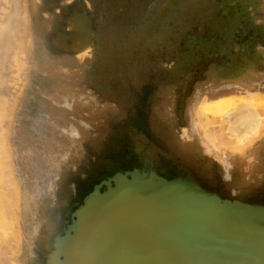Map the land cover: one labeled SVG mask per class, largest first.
<instances>
[{"label": "rangeland", "instance_id": "374dc122", "mask_svg": "<svg viewBox=\"0 0 264 264\" xmlns=\"http://www.w3.org/2000/svg\"><path fill=\"white\" fill-rule=\"evenodd\" d=\"M67 2L19 0L18 7L1 9L10 18L0 30V148L18 210V239L8 249L27 264H34L32 255L44 261L97 184L141 167L136 149L144 143L167 178L191 176L223 196L264 203V137L249 146V155L228 153L227 166L205 149L198 130L210 120L200 109L213 97L209 86L252 88L264 80V0H71L70 14L61 19L67 32L75 27V8L87 13L93 29L91 48L77 54L53 44L56 37L68 42V34L56 32L60 19L47 22L54 11L61 18ZM179 101L185 103L182 116H159L170 120L168 132L154 109ZM18 121L29 137L36 132L51 158V184L36 174L29 207L18 172L29 158L17 151Z\"/></svg>", "mask_w": 264, "mask_h": 264}, {"label": "water", "instance_id": "95a60500", "mask_svg": "<svg viewBox=\"0 0 264 264\" xmlns=\"http://www.w3.org/2000/svg\"><path fill=\"white\" fill-rule=\"evenodd\" d=\"M77 11L84 21L75 22L70 34L63 36L68 42L62 46L57 37L53 39L57 49L76 54L89 50L93 42L90 17ZM136 152L141 167L116 172L85 196L64 233L54 237L45 264H85L83 252L89 264H264V203L223 196L194 177L191 189L185 178L162 176L152 158ZM219 160L229 165L228 159ZM126 204L135 212L122 223L121 234L128 239L120 246L108 245L114 234L105 236L101 226L109 221L101 223L102 216L95 211ZM132 224L134 229L127 232ZM100 234L105 238L104 252L92 257L85 249Z\"/></svg>", "mask_w": 264, "mask_h": 264}, {"label": "bare ground", "instance_id": "6f19581e", "mask_svg": "<svg viewBox=\"0 0 264 264\" xmlns=\"http://www.w3.org/2000/svg\"><path fill=\"white\" fill-rule=\"evenodd\" d=\"M6 5L16 8L19 6V0H0V30L9 24V15H6V12L4 15V12L2 11L4 9L6 11V8H4ZM8 10L16 11L12 8ZM77 10L79 9L75 8L73 12V19L75 22L79 21L80 24V21H84V18L81 12ZM23 26L26 32L24 35H27L28 28L25 22H23ZM2 31H0V34ZM80 40H82L81 35ZM24 41H26V39L22 42ZM59 42L66 43V41L62 39H60ZM0 43L3 42L0 41ZM29 45L30 43L23 46L27 47ZM24 51L27 52L26 49H24ZM1 79L4 78L0 77V80ZM9 79L13 80L14 75L12 74L8 80ZM207 92L213 97L206 99L204 102L206 105H203L200 108L204 114L209 115L210 119L208 120L207 125L200 126L198 129L202 133L200 135L205 138V143H203L215 150L218 157L224 159H228V153L249 155L248 150L251 147V144H253L254 141H260V139L264 137V80L257 81L254 83L252 88L245 87L243 83H225L217 88L209 86ZM232 92L235 93L233 94ZM18 122L22 125H19V139L21 141L17 146V151L20 154H24L26 157H29L25 159L22 165L20 164L18 169L19 175L22 177L20 178L23 180L22 186L25 189L26 196L24 198V204L25 207H29L30 201L33 198V193H36L37 190L35 176L38 172L44 173L48 176V165L51 164V158L47 153L42 151V145L40 144L41 140L36 135V132L33 135L31 134L29 137L27 126L23 124L22 121ZM218 123L221 124L219 125ZM145 145V143L144 145L140 144L137 148L138 152L142 155H144ZM32 156L35 157L33 158L35 162L29 164L31 163L30 161H32ZM156 165L157 161L154 160L153 168L155 170ZM32 166L33 170H35L32 171L33 174L31 175L30 169ZM8 169L5 148H3V150L0 148V264H27L25 256H18V252L8 249V247L11 246V243L15 241V238L18 239V235L16 234L17 232L14 229V227H16V216L18 212V210H16L17 190L10 183L11 179L10 176H8ZM176 177L185 178V183L190 185V187L191 185L193 186L194 182H192L193 179H191V176L180 175ZM191 189H194V187H191ZM213 195L219 197L217 193H214ZM214 202L217 201H213L212 203ZM95 214L102 216L101 223L109 221L101 226L105 231V236H108L110 233L114 234L111 238H109L110 240L108 241V245H111L113 242L114 245L120 246L128 239V237L124 239V236L121 234V228L124 221H126V223L128 222V217L130 215H132V217L135 215V212L129 204L122 207H110V209H106L102 206L97 208ZM95 221H99V219H95ZM133 229L134 227L132 224V226L127 227V232H130ZM134 234L136 233L134 232ZM23 235L26 237V243L30 238V234L25 231ZM88 243L89 244H87L85 251H87V253L94 254L92 257H97L104 252L105 238H103L102 234L96 237L94 241ZM47 255L44 261L38 258L36 259L34 255L29 257V259L31 263L34 264H45ZM83 256L86 261L85 264H89L88 261L90 258L85 255L84 252Z\"/></svg>", "mask_w": 264, "mask_h": 264}, {"label": "flooded vegetation", "instance_id": "af4514ba", "mask_svg": "<svg viewBox=\"0 0 264 264\" xmlns=\"http://www.w3.org/2000/svg\"><path fill=\"white\" fill-rule=\"evenodd\" d=\"M77 1V0H76ZM82 1H85V0H82ZM69 2H71V0H69ZM69 2H67L68 3V10H67V12L65 13V14H63L62 15V17L60 18L59 17V15H57V13L56 12H58V11H54V13L47 19V22H49L50 24H53L54 25V20L55 19H57V17H58V19H60V21L58 20V22L60 23L58 26H57V28H56V32H65L66 34H69V32H67V27H66V25L61 21V19L62 20H64L70 13H69V9H70V7L73 5V3L72 4H70ZM73 2H75V1H73ZM57 9V8H56ZM88 12H89V14H90V16H91V18H92V20H93V27L95 28V26H96V23H95V20H94V17H93V14H92V12H91V9L89 8L88 9ZM59 13V12H58ZM99 16H102V13H100L99 14ZM101 18V17H100ZM44 28H45V26H44ZM46 30H48L49 31V29L48 28H46ZM46 30L45 29H43V31L44 32H46ZM65 57H67V58H70V59H72V58H75V57H72V56H69V55H66ZM217 61H219V60H215V61H211L210 63L211 64H214V63H216ZM186 100V99H185ZM65 104H66V106L68 105V107L70 106V104L69 103H66V101H65ZM184 104V105H183ZM69 108H71V107H69ZM167 109H165V106H162V107H159V108H155L154 109V113H155V115L156 116H161V112H164V113H167V115L169 116V119H172V118H174L175 116H176V114H177V116L179 115H181L182 116V113H183V111H184V109H185V103H183L182 101H179V103H177L176 105H169V106H167L166 107ZM160 118V119H159ZM158 119L161 121V123L164 125V126H166L167 127V129L169 130L168 132H170V128H168L169 126H172L171 125V122H170V120H168V122H166V121H164V120H162L161 119V117H159ZM163 118V117H162ZM192 122V121H191ZM191 122H190V124H191ZM68 123V122H67ZM169 126H168V125ZM188 124H189V122H188ZM187 126H189V125H187ZM189 127H191V126H189ZM193 130H194V128H193ZM158 165V164H157ZM157 165H156V170H157V172H159L160 173V171H159V168L157 167ZM227 169H230V167H228ZM161 174V173H160ZM163 175V174H162ZM46 181H47V185L49 184H51V181H52V179H51V177H49V176H47L46 177ZM71 221V220H70ZM64 232H62L61 234H59V235H62Z\"/></svg>", "mask_w": 264, "mask_h": 264}]
</instances>
